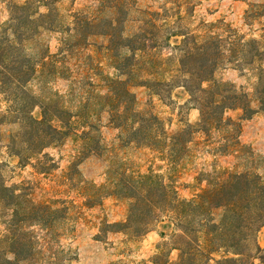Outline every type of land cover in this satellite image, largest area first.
Instances as JSON below:
<instances>
[{
  "label": "trees",
  "instance_id": "16d2710c",
  "mask_svg": "<svg viewBox=\"0 0 264 264\" xmlns=\"http://www.w3.org/2000/svg\"><path fill=\"white\" fill-rule=\"evenodd\" d=\"M1 1L7 4L8 18L0 25V126L16 127L8 148L19 167L50 173L57 163L46 150L71 136L83 140L89 152L102 149L97 125L89 121L87 112V116L79 113L87 111V105L73 112L46 81L59 73V55L83 48L89 38H102V50L117 73L103 76L106 92L97 99L109 124L118 130L119 144L146 148L171 169L188 157L189 145L201 135L208 154L232 156L235 163L231 170L212 166L198 172L199 190L188 199L180 198L163 175L112 169L105 184L86 183L82 195L85 207L104 197L127 203L125 219L101 222L99 234L122 233L136 239L166 221L168 239L158 246L152 264L264 263V249L256 241L264 226V180L250 166L255 154L240 141L241 122L255 110L246 93L214 79L217 70L231 67L255 71L256 100L264 109L263 41L245 39L222 20L200 22L188 30L183 24L186 14L181 12L185 0H165L156 8H138L137 0H95L66 15L59 13V0ZM248 7L246 18L264 17V0ZM47 33L59 35L55 55L41 42ZM164 50H168L165 55ZM133 87L154 89L158 96L182 87L188 95L186 104L198 111V120L168 132L156 114L138 109ZM228 111L240 115L231 118ZM79 114L82 124L73 120ZM3 166L0 264L76 261L74 250L61 242L68 232L66 208L55 206L61 203L58 200L35 202L23 184L8 186ZM171 251L177 253L174 261L169 258Z\"/></svg>",
  "mask_w": 264,
  "mask_h": 264
},
{
  "label": "rangeland",
  "instance_id": "374dc122",
  "mask_svg": "<svg viewBox=\"0 0 264 264\" xmlns=\"http://www.w3.org/2000/svg\"><path fill=\"white\" fill-rule=\"evenodd\" d=\"M164 1L137 0V7L156 8ZM260 2L262 0H185L181 9L182 14H186L183 24L192 31L200 22L215 23L222 20L245 39L256 38L264 42V17L249 19L245 16L249 3ZM93 3L95 0H59L57 7L60 14L66 15ZM7 18V4L0 0V25ZM58 38V34L49 33L41 37V42L48 45L52 55L57 54ZM103 44L105 41L102 38L93 37L88 39L83 48L70 49L59 55L56 58L61 59V63H56L57 67H61L59 73L46 79L48 86L61 95V102L65 107L77 112L82 104L87 105L88 110L79 113L83 116L88 114L89 121L97 125L100 136L98 141L102 149L89 152L83 140L71 136L59 147L46 150L56 161L57 168L48 174H38L30 166L19 167L18 159L8 148L10 136L14 134L16 127L2 125L0 164L4 166L1 173L8 186L23 184L35 202L53 204L58 200L61 203H55V206L66 208L68 232L61 242L77 255L76 261L70 264H152L151 260L158 252V246L168 239L170 228L166 226V221L158 223L150 232L136 239L122 233L100 235L101 222L112 223L125 219L127 203L113 197H104L99 204L85 207L82 196L85 184H105L112 169L122 168L126 173L138 174L152 171L163 175L165 182L175 188L180 198L188 199L199 190L195 182L198 172L209 171L212 166L231 170L235 161L232 156L214 157L208 154L201 135H196L194 142L189 145L188 157L171 169L146 148L134 144H119L116 139L118 130L109 124L108 113L101 108L97 99L98 95L106 92L103 76L114 77L117 73L102 50ZM66 49L68 48H64ZM167 52L168 50H164L163 54ZM262 66L264 67V63ZM214 79L230 82L237 90L246 93L250 107L255 110L250 118L241 122L240 141L255 154L256 161L250 166L256 168L264 180V109L256 100L255 71H239L231 67L217 70ZM35 84L33 90H36ZM131 91L136 96L138 109L156 114L170 133L183 127L186 121L193 124L198 120V111L186 104L188 95L182 87L172 88L168 94L162 93L163 96L153 94L157 91L147 87H133ZM226 115L235 118L240 112L228 111ZM78 116L80 114L74 116L73 120L82 124L84 119ZM78 127L76 126L77 129ZM1 230L0 225V232ZM256 241L264 249V226L257 233ZM176 256V251L169 253L172 261ZM255 264L261 263L256 260Z\"/></svg>",
  "mask_w": 264,
  "mask_h": 264
}]
</instances>
